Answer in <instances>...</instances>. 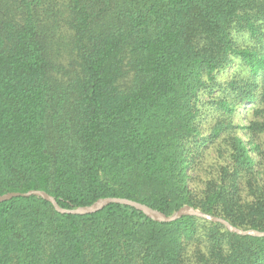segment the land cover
I'll use <instances>...</instances> for the list:
<instances>
[{
	"label": "trees",
	"instance_id": "16d2710c",
	"mask_svg": "<svg viewBox=\"0 0 264 264\" xmlns=\"http://www.w3.org/2000/svg\"><path fill=\"white\" fill-rule=\"evenodd\" d=\"M263 42L264 0H0V196L40 190L70 210L124 198L168 216L188 205L264 232ZM235 61L250 76L227 83L229 120L202 136L201 97ZM257 104L259 121L232 123ZM225 133L227 162L198 189ZM0 264H264V237L17 197L0 203Z\"/></svg>",
	"mask_w": 264,
	"mask_h": 264
},
{
	"label": "rangeland",
	"instance_id": "374dc122",
	"mask_svg": "<svg viewBox=\"0 0 264 264\" xmlns=\"http://www.w3.org/2000/svg\"><path fill=\"white\" fill-rule=\"evenodd\" d=\"M237 41L241 47L251 46L253 44L247 34L239 36ZM249 76V69L244 66L241 61H235L232 68L226 72L221 71L218 74L216 79L218 86L214 88L213 93L209 90H206L203 93L200 104L202 136H207L216 123L218 121H222L224 117L229 120L228 117L221 113L217 104L220 99H224L226 95L230 94V88L227 86V83H229L231 80L248 78ZM259 107L260 104L243 107L240 109L241 113L236 114V118L232 120V123L246 126L250 121H259L261 118V112L258 111ZM238 134L245 140H250L252 138L251 136L249 137L246 135L245 130H239ZM226 137L227 134H223V136L215 144L209 146L207 152L202 156V159H200V165L197 169V176L199 177V180L195 183V187L198 189L202 188L203 182L217 179L220 167L226 164L228 155L224 153V151L227 152L230 149V146H228V144L223 141ZM255 139L261 144L263 153H255L254 156L258 161L264 163V133L258 134L255 136Z\"/></svg>",
	"mask_w": 264,
	"mask_h": 264
},
{
	"label": "water",
	"instance_id": "95a60500",
	"mask_svg": "<svg viewBox=\"0 0 264 264\" xmlns=\"http://www.w3.org/2000/svg\"><path fill=\"white\" fill-rule=\"evenodd\" d=\"M35 196L38 198H42L45 201L51 203V205L54 207V209L61 214H69V215H89V214H94L97 213L101 210H103L105 207H107L110 204H121V205H126L130 206L132 208H135L136 210L142 212L145 216L148 218L156 221V222H161V223H171L174 221H177L185 216H191V217H197V218H202L204 220H208L210 222L214 223H219L223 225L229 232L235 233L237 235L241 236H253V237H264V232L254 230V229H249V230H243L240 228H237L233 226L231 223H229L227 220L217 217V216H211L209 214L203 213L200 210L195 209L192 206H183L179 210H177L174 214L168 216L156 209H153L145 204L132 201L129 199H124V198H103L99 199L95 203H93L90 206L86 207H80L77 209H64L62 208L56 199L52 197L50 194L44 191L40 190H31L26 193H7L2 196H0V203L9 201L13 198L17 197H31Z\"/></svg>",
	"mask_w": 264,
	"mask_h": 264
}]
</instances>
